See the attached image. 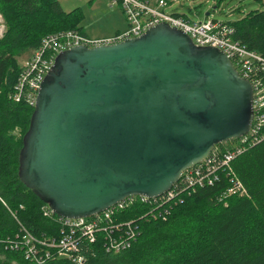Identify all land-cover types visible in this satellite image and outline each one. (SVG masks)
I'll return each instance as SVG.
<instances>
[{
    "label": "water",
    "instance_id": "95a60500",
    "mask_svg": "<svg viewBox=\"0 0 264 264\" xmlns=\"http://www.w3.org/2000/svg\"><path fill=\"white\" fill-rule=\"evenodd\" d=\"M252 99L222 51L165 23L118 43L72 47L37 92L18 179L66 219L131 196L161 197L214 147L248 133Z\"/></svg>",
    "mask_w": 264,
    "mask_h": 264
},
{
    "label": "trees",
    "instance_id": "16d2710c",
    "mask_svg": "<svg viewBox=\"0 0 264 264\" xmlns=\"http://www.w3.org/2000/svg\"><path fill=\"white\" fill-rule=\"evenodd\" d=\"M254 1L261 8L222 23L232 29V40L264 58V0ZM0 15L6 27L0 39V264H32L20 249H9L7 240L19 234L21 225L38 239L60 233L53 220L43 217L45 204L18 179V155L33 107L13 102L11 95L22 63L43 38L70 30L85 35L84 15L79 9L65 12L59 0H0ZM232 166L247 198L222 197L228 187L222 176L214 186L183 192L161 208L136 200L113 217L115 223L133 221L137 237L131 246L108 254L100 233L94 243L80 244L82 264H264V140ZM45 264L77 263L56 258Z\"/></svg>",
    "mask_w": 264,
    "mask_h": 264
},
{
    "label": "built area",
    "instance_id": "2783aa9c",
    "mask_svg": "<svg viewBox=\"0 0 264 264\" xmlns=\"http://www.w3.org/2000/svg\"><path fill=\"white\" fill-rule=\"evenodd\" d=\"M114 4L120 7L128 24L127 30L107 38H91L73 30L47 35L40 47L22 63L11 100L15 103L23 101L33 107L41 83L56 56L62 51L77 46L91 48L118 43L138 37L148 29L165 23L186 33L197 47H214L222 51L239 75L250 83L253 91L251 127L245 136L233 141L231 145L214 147L205 160L185 171L172 189L161 197L147 199L131 196L98 215L81 219L58 217L44 205L41 208L43 217L57 224L60 233L58 238H35L21 225L19 234L6 242L9 249L23 251L24 258L32 264H45L56 258L82 264L84 259L79 254L80 244L94 243L100 233L106 239L104 247L108 254L116 255L127 250L137 237L133 221L115 223L113 217L136 200L149 203L155 209L161 208L183 192L214 186L222 176L228 181L222 197H248L232 164L245 151L264 140V58L232 40V29L222 22L210 19L190 22L167 12L168 4L165 0H114ZM12 217L15 218L14 215Z\"/></svg>",
    "mask_w": 264,
    "mask_h": 264
},
{
    "label": "rangeland",
    "instance_id": "374dc122",
    "mask_svg": "<svg viewBox=\"0 0 264 264\" xmlns=\"http://www.w3.org/2000/svg\"><path fill=\"white\" fill-rule=\"evenodd\" d=\"M156 2L158 0H151ZM167 12L176 13L187 18L190 22H200L206 19L218 22H230L240 19L249 11L261 8L254 0H165ZM61 7L70 12L79 9L84 15L82 27L91 37H108L119 30L121 33L128 29V24L114 0H59ZM240 11L237 12L236 10ZM209 13V16L205 15ZM6 27L0 15V39ZM26 54L21 61L27 59ZM229 146L225 143L224 146Z\"/></svg>",
    "mask_w": 264,
    "mask_h": 264
},
{
    "label": "crops",
    "instance_id": "0c3cea01",
    "mask_svg": "<svg viewBox=\"0 0 264 264\" xmlns=\"http://www.w3.org/2000/svg\"><path fill=\"white\" fill-rule=\"evenodd\" d=\"M59 3H60V2H59ZM60 5H61V4H60ZM63 10H64V9H63ZM64 11H65V10H64ZM65 12H67V11H65ZM170 13H172V12H170ZM173 14H176V13H173ZM82 32H83L86 36L91 37L88 33L85 32V30H84L83 27H82ZM119 33H121L119 30H115L114 33H113L112 35L108 36V37H111V36L117 35V34H119ZM91 38H94V37H91ZM102 38H107V37H102Z\"/></svg>",
    "mask_w": 264,
    "mask_h": 264
}]
</instances>
